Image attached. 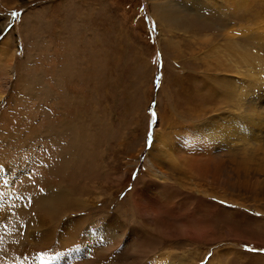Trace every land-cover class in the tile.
I'll list each match as a JSON object with an SVG mask.
<instances>
[{
    "label": "rangeland",
    "instance_id": "374dc122",
    "mask_svg": "<svg viewBox=\"0 0 264 264\" xmlns=\"http://www.w3.org/2000/svg\"><path fill=\"white\" fill-rule=\"evenodd\" d=\"M191 1L0 0V245L45 251L36 217L75 264H264V0Z\"/></svg>",
    "mask_w": 264,
    "mask_h": 264
},
{
    "label": "bare ground",
    "instance_id": "6f19581e",
    "mask_svg": "<svg viewBox=\"0 0 264 264\" xmlns=\"http://www.w3.org/2000/svg\"><path fill=\"white\" fill-rule=\"evenodd\" d=\"M153 1V0H152ZM163 1V0H162ZM241 1H243V0H241ZM204 3L203 2H201L200 0H192L191 1V3H189V6L191 7V9H192V11H194L195 13H197V14H199V15H202V11L204 10ZM218 5H220V2L218 1V0H215V1H212L211 2V4H209V5H207V6H209V8L210 9H212L213 11H214V13L218 10ZM219 12V11H218ZM217 13V12H216ZM161 22V28H162V32L163 31H165V29H166V31L168 30H170V31H174L175 29H174V24L173 23H170V21H166V23H169V24H166L165 25V21L164 20H162V21H160ZM190 26H193V24L191 23L190 24ZM200 29V28H199ZM201 29H202V26H201ZM186 31H187V29H186ZM170 33V32H169ZM171 34V33H170ZM192 40V39H191ZM208 40V39H207ZM234 45V44H233ZM232 45V46H233ZM217 47H219L218 45H217ZM221 47V46H220ZM219 47V48H220ZM1 49V48H0ZM216 56V55H215ZM215 56H213V58L215 57ZM10 61H11V58H10ZM218 63V62H217ZM9 64L11 65L12 64V62H9ZM220 64V63H219ZM13 65V64H12ZM220 66V65H219ZM2 100V95H0V101ZM161 137L159 136V134H157L156 135V149H158L160 152H159V154H160V157H163V158H165V159H168L167 157L169 156V152L171 151V150H167V149H164L163 148V143L162 142H160L159 140H161L160 139ZM97 141V140H96ZM171 161H172V163L173 164H175V162L177 163L178 161L177 160H175L174 159V157L173 158H171L170 159ZM151 164V163H150ZM14 166V165H13ZM160 166V165H159ZM177 168V167H176ZM0 169H1V167H0ZM6 169V168H5ZM2 170V169H1ZM154 170V169H153ZM178 171V172H177ZM177 173L180 175L181 174V170L180 169H177ZM21 172V171H20ZM156 177L160 180V181H166L169 177L167 176V174L164 172V171H162L161 169H156ZM20 174V173H19ZM22 174V173H21ZM10 175H11V173H10ZM10 175L8 174V173H4V174H2L1 173V171H0V180L2 179L3 180V178H6V177H10ZM184 175V174H183ZM181 176H182V174H181ZM20 177V176H19ZM18 177V178H19ZM181 179V178H180ZM183 180V179H182ZM15 183V182H14ZM13 183V184H14ZM8 185H11L12 186V183H11V181H8ZM1 186V185H0ZM157 185L155 184V182H153V181H149L148 183H147V189L145 190V192L147 191V190H150V189H152V188H154V187H156ZM170 186V185H169ZM174 186V185H173ZM159 187L161 188V190H163V192H165L166 194H170V195H172L173 196V193L172 192H170V191H168V189L167 188H165L163 185L162 186H160L159 185ZM146 188V187H145ZM157 188V187H156ZM173 189H175V188H173ZM138 190V189H137ZM175 191V190H174ZM144 192V191H143ZM144 192V193H145ZM137 193V192H136ZM142 192L141 191H139L138 192V194H139V197L137 198L138 199V203H137V206L144 212H142L143 214H145V213H147V212H149V213H151V214H153V213H157V211H160V208L161 207H163V205L160 203V201L156 198V199H151L150 198V195H148V196H146V194H141ZM178 193V192H177ZM12 195V194H11ZM193 196V195H192ZM15 197V196H14ZM135 197V196H134ZM193 197H196V196H193ZM4 199H6V197H3ZM0 199H2V197L0 198ZM57 199H59V198H57ZM201 199V198H200ZM62 201H64V198L62 197ZM51 202H52V200H51ZM9 204V206H10V204H13V202L11 201V200H9V198H8V200H6V201H3V200H0V214H2V216H4V215H7L8 213H9V206H8V208H7V206H6V209L4 208V206L6 205V204ZM67 203L68 204H70V208L72 207V205L73 206H75L76 205V202H75V200H67ZM81 203V205H82V203H85V204H87L86 202H80ZM7 204V205H8ZM40 204H42V203H40ZM46 204V203H45ZM66 204V203H65ZM172 204V203H171ZM47 205V204H46ZM81 205H80V207H81ZM84 205V204H83ZM67 208V207H66ZM69 208V209H70ZM175 208V207H174ZM50 209V208H49ZM52 209V208H51ZM50 209V210H51ZM167 209V208H166ZM169 209V208H168ZM172 209V208H171ZM168 212H169V210H168ZM66 213H63L62 215H65ZM114 216V215H113ZM142 216V215H141ZM67 217V216H66ZM64 218V217H63ZM62 218V219H63ZM71 219V218H70ZM118 219V218H117ZM145 219V218H144ZM56 221H58V220H56ZM61 221V220H60ZM75 221V220H74ZM77 221V220H76ZM32 223V225L33 226H31V228H30V230L31 231H33V233L30 235V237H29V234H28V236H27V238H28V240H30V239H32V237H34V236H36V237H38L37 239H41V240H43L44 239V241H43V244H42V246H44L45 247V249L47 250H42V249H38V250H34V251H28L27 249L26 250H23V251H21L20 252V254H13L12 252H10V251H8L6 248H5V245H0V264H3L4 263V261H7L8 263H13V264H50V262L48 261V260H50V259H56L57 258V260L56 261H54V263L53 264H75L74 262L77 260V259H79L80 258V256L78 255V251H75V252H63V253H61V255H57V256H55V257H53L52 258V252H51V243L50 244H47L48 242H50V241H56V240H58V239H60L61 238V236H58L57 234H56V230H52L50 227H47V225H46V223H45V221L44 220H42V219H40V220H38L36 217H35V219L31 222ZM120 224V223H119ZM0 225H1V223H0ZM68 226V225H67ZM66 226V227H67ZM111 226H112V224H111ZM113 226L115 227V225H114V223H113ZM112 226V229L114 228ZM107 228H109V226L107 227ZM29 229V228H28ZM67 229H69L68 230V233L70 232V233H72L73 231H74V229H75V227L74 228H72V226L71 227H67ZM81 229V228H80ZM76 230V229H75ZM54 231H56V232H54ZM113 231V230H112ZM75 232V231H74ZM27 233H29V231L27 232ZM112 233V232H111ZM42 235V238H41V235ZM83 234H84V232H83ZM101 234H102V232H101ZM71 235V234H70ZM69 235V236H70ZM105 235V234H104ZM107 236H108V238L109 239H113L114 238V236L113 235H108V234H106ZM107 236H106V238H107ZM71 237V236H70ZM75 237V236H74ZM100 237V236H99ZM193 238H202L203 237V234L202 233H196V234H194V236H192ZM26 238V237H25ZM84 238V237H83ZM104 238V237H103ZM117 238V237H116ZM36 239V238H35ZM115 239V238H114ZM84 240V239H83ZM89 240V239H88ZM106 240V239H105ZM24 241H27V240H24ZM95 241V240H94ZM86 242H87V240H86ZM92 243V242H91ZM96 243V242H95ZM102 243V242H101ZM105 243H107V242H105ZM112 243V242H111ZM27 245V244H26ZM100 245V244H99ZM25 245H23V246H21V245H19L18 247H15L14 245L13 246H10V247H13L14 249H16V250H21V249H24V248H29L28 246H26V247H24ZM41 246V247H42ZM103 246V245H102ZM89 247V246H88ZM73 249V248H72ZM68 250V249H67ZM41 255H43V259H40L39 257L41 256ZM4 257V258H3ZM167 264V263H166Z\"/></svg>",
    "mask_w": 264,
    "mask_h": 264
},
{
    "label": "snow or ice",
    "instance_id": "6c2138e0",
    "mask_svg": "<svg viewBox=\"0 0 264 264\" xmlns=\"http://www.w3.org/2000/svg\"><path fill=\"white\" fill-rule=\"evenodd\" d=\"M20 17H21V13L20 12H12L11 13V19L12 20H16V19H18ZM151 30L152 31L156 30V24H155L154 21L152 22ZM3 31H4V29L0 28V33H2ZM0 38H2V36H0ZM151 115L153 116L154 119L156 118V113L155 112H152ZM152 142H153V132H152L151 127H150V130H149V133H148V140H147V144H148L149 147L151 146ZM4 183H7V181H4ZM40 191L43 192V189H40ZM2 195L3 194L0 193V196H2ZM248 251H256V250L249 248ZM39 258L43 259L44 257H43V255H41Z\"/></svg>",
    "mask_w": 264,
    "mask_h": 264
}]
</instances>
